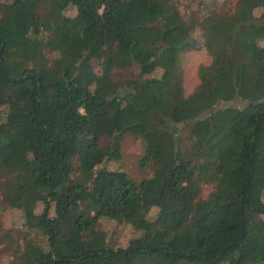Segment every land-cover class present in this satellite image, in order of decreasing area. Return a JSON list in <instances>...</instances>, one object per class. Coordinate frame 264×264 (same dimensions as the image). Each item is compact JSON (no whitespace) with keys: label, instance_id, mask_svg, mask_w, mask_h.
Returning <instances> with one entry per match:
<instances>
[{"label":"trees","instance_id":"trees-1","mask_svg":"<svg viewBox=\"0 0 264 264\" xmlns=\"http://www.w3.org/2000/svg\"><path fill=\"white\" fill-rule=\"evenodd\" d=\"M207 1H0V196L22 218L0 225V258L264 264V0ZM190 48L212 60L186 94ZM128 132L142 180L103 166Z\"/></svg>","mask_w":264,"mask_h":264},{"label":"rangeland","instance_id":"rangeland-1","mask_svg":"<svg viewBox=\"0 0 264 264\" xmlns=\"http://www.w3.org/2000/svg\"><path fill=\"white\" fill-rule=\"evenodd\" d=\"M3 2L4 0H0ZM199 0H175L179 6L180 11L184 15H189L194 9H196V3ZM207 4L208 1L204 0ZM224 2L227 7L234 5L235 0H220ZM4 4V3H1ZM4 8V7H3ZM3 8L1 10H3ZM69 14H76V8H71L68 11ZM53 56H51V59ZM182 68L184 73V87L186 94H190L195 86L201 81L200 67L202 65H209L211 63L212 57L206 51V49H195L190 48L182 52ZM98 71L101 72L100 68L97 67ZM140 71L137 64L132 65L131 67L124 69H116L114 71V77H131L135 74H138ZM121 149L123 153V158L120 163H109L106 161L103 166L107 168H122L129 173L132 178L137 180H142L146 178L149 173L146 170L140 168L138 164V159L143 151V141L135 133L128 132L124 135ZM212 190L211 185H207L203 189V195L207 196L208 193ZM154 214V215H153ZM155 213L152 212L150 217H154ZM21 213L16 209L10 207H3L1 196H0V225L5 228L10 227H21ZM102 224L104 225L107 233L109 234L110 241L117 245H126L129 239L134 234V229L130 224L117 223L112 219H102ZM11 255L8 252H3V255L0 258V264H9Z\"/></svg>","mask_w":264,"mask_h":264}]
</instances>
